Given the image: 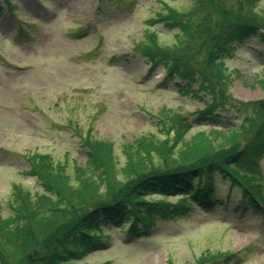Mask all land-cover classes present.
<instances>
[{"label": "rangeland", "instance_id": "rangeland-1", "mask_svg": "<svg viewBox=\"0 0 264 264\" xmlns=\"http://www.w3.org/2000/svg\"><path fill=\"white\" fill-rule=\"evenodd\" d=\"M161 2L175 9L189 4L188 0H10L16 20L0 8L1 214H11L7 204L14 200V186L32 193L41 190L40 183L25 173L27 158L35 153L50 155L73 176L87 162L86 143L107 142L114 149L121 179L128 164L127 146L145 141L142 149L155 162L160 153L168 152L176 134L161 129L160 118L177 116L178 122L199 103L177 93L176 79L161 84L160 65L148 71L145 58L132 51L151 33H157L162 44L174 41L176 29L148 22L163 11ZM259 6L264 9V0ZM19 25L26 36L19 34ZM79 29L82 36H69ZM224 63L233 74L226 88L230 102L252 103L254 112H264V43L252 38ZM254 112L247 114L254 118ZM216 113L221 128L192 127L177 149L179 160L181 155L197 153L199 147H211L207 144L215 139L219 143L231 139L229 123L244 118L234 109ZM170 121L166 119L167 126L175 125ZM86 137L90 139L83 146ZM260 167L264 174V157ZM226 186L225 180L215 177L216 197L226 191L228 197L210 211L194 208L159 219L141 236L128 237L123 229L104 226L110 237L107 247L74 264H195L201 257L219 254L228 261L207 264H264V215L248 208L235 211L238 188ZM159 198L176 201L175 196Z\"/></svg>", "mask_w": 264, "mask_h": 264}, {"label": "trees", "instance_id": "trees-1", "mask_svg": "<svg viewBox=\"0 0 264 264\" xmlns=\"http://www.w3.org/2000/svg\"><path fill=\"white\" fill-rule=\"evenodd\" d=\"M2 1L10 11V0ZM261 1L188 0V6L179 9L161 2L163 11L148 22L176 29L174 41L162 44L157 33H151L135 43L132 51L145 58L148 71L160 65L164 72L161 84L176 79L177 93L195 98L199 106L178 122L177 116H169L170 123L175 122L171 127L165 123L168 118H160L161 129L169 128L176 139L168 152L159 154V162L142 149L145 141L127 146L128 164L121 179L114 149L107 142L86 143L87 162L73 176L48 154L29 156L25 173L42 188L32 193L14 186V200L7 204L11 214H1L0 202V264H74L107 247L110 237L104 226L123 229L128 237L141 236L159 219L194 208L210 211L221 204L214 190L215 177L225 180L226 188H238L242 207L259 215L264 212V174L259 164L264 157V112H254L252 103L237 106L230 102L226 88L233 76L224 63L252 38L264 43ZM226 109L244 114L243 119L229 123L232 138L205 143L211 147H199L197 153L181 155L179 160L177 149L186 132L207 124L221 128L216 112ZM249 110L256 117L247 114ZM89 139L84 138L82 145ZM198 142L202 146V137ZM160 196H175L176 201L172 204ZM224 255L201 257L195 264L220 262Z\"/></svg>", "mask_w": 264, "mask_h": 264}, {"label": "water", "instance_id": "water-1", "mask_svg": "<svg viewBox=\"0 0 264 264\" xmlns=\"http://www.w3.org/2000/svg\"><path fill=\"white\" fill-rule=\"evenodd\" d=\"M261 105H263L262 103H260Z\"/></svg>", "mask_w": 264, "mask_h": 264}]
</instances>
